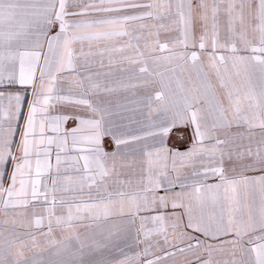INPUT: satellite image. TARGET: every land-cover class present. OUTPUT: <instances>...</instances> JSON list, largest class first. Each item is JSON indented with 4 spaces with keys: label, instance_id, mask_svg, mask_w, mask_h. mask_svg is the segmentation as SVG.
<instances>
[{
    "label": "snow or ice",
    "instance_id": "6c2138e0",
    "mask_svg": "<svg viewBox=\"0 0 264 264\" xmlns=\"http://www.w3.org/2000/svg\"><path fill=\"white\" fill-rule=\"evenodd\" d=\"M0 88V264H264V0H0Z\"/></svg>",
    "mask_w": 264,
    "mask_h": 264
},
{
    "label": "crops",
    "instance_id": "0c3cea01",
    "mask_svg": "<svg viewBox=\"0 0 264 264\" xmlns=\"http://www.w3.org/2000/svg\"><path fill=\"white\" fill-rule=\"evenodd\" d=\"M8 90H14V89H7V88H0V91H8ZM3 217L2 216H0V219H2ZM45 231H46V229H45ZM61 237H60V235H59V233H56L55 234V239H60ZM41 239V248H43V249H45V251H44V256H45V258H48V253H49V251L54 247L53 245H51V244H49L44 238H40ZM139 249H135V248H133V249H131V250H129L128 251V255H134V253L136 252V251H138Z\"/></svg>",
    "mask_w": 264,
    "mask_h": 264
}]
</instances>
